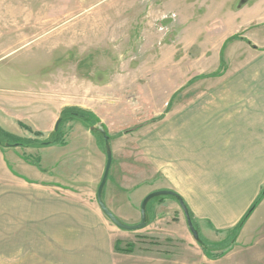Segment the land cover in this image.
Masks as SVG:
<instances>
[{"label":"crops","instance_id":"1","mask_svg":"<svg viewBox=\"0 0 264 264\" xmlns=\"http://www.w3.org/2000/svg\"><path fill=\"white\" fill-rule=\"evenodd\" d=\"M251 1L245 0L235 16L225 17L219 27L210 29L205 45L210 54L220 50L218 62L191 66L190 78L177 85L169 104L161 102L150 118L154 121H146L148 124L131 133L118 131L113 139L108 134L112 160L102 199L121 222L136 224L145 196L167 190L183 200L199 231L226 236L258 197L264 186V0L249 9ZM259 26L263 28L251 31ZM36 86L38 91L29 92L25 98L0 94L3 131L26 138L24 131L28 130L33 136L39 134L38 139L47 140L61 112L77 108L88 114V120L101 123L107 132L97 113L100 90L91 88L85 94L82 90L76 103L67 104L63 85L42 82ZM68 122L87 127L79 120ZM87 128V141L90 138L93 145L90 141L88 147L74 145V160L71 157L68 163L76 168H70L74 172L66 183L53 182L51 169L41 172L18 157L16 147H0L1 193L5 180L12 181L4 178L6 171L13 179L10 189L14 208L29 223L43 225L37 228L45 230L46 237L65 240L64 244L54 245L65 250L69 247L72 254L89 256L95 264H147L149 260L157 264L147 255L115 251V234L96 202L105 151L99 137ZM63 136L62 145L29 150H39L51 161L53 153L65 150L67 140H72ZM5 156L14 157L13 162L29 177L9 172ZM92 157L95 161L88 170L90 161L84 159ZM158 199L152 207L156 221L145 231L155 225L162 231L163 222L171 220L174 222L167 226L170 233L177 224L179 239L191 240L178 203L173 198ZM245 231L240 235L246 234L242 239H247Z\"/></svg>","mask_w":264,"mask_h":264},{"label":"rangeland","instance_id":"2","mask_svg":"<svg viewBox=\"0 0 264 264\" xmlns=\"http://www.w3.org/2000/svg\"><path fill=\"white\" fill-rule=\"evenodd\" d=\"M261 1L252 0L249 9ZM239 3L241 0H0V94L25 98L29 92L38 91L36 85L51 82L63 85V96L67 104H72L82 90L85 94L97 89V113L109 139L116 138L118 131L131 133L154 121L150 118L161 102L169 104L177 85L190 78L191 66L218 62L220 50L210 54L205 45L208 33L225 17L235 16ZM92 121L93 126L99 123ZM67 123L60 125V131L72 140H67L65 150L53 153L51 161L43 152L29 150L40 148L44 140L28 130H23L26 138H22L27 143L15 151L27 163H38L35 166L41 172L51 169L56 183L72 178L74 171L70 168L76 167L68 160H74V145L92 141H87L86 126ZM91 132L99 137L104 149L102 136ZM88 153L91 156L92 152ZM13 161L14 157L5 156L9 172L29 177ZM87 161L90 170L95 157L85 158ZM4 178L13 181L6 171ZM10 183L5 180V189L0 191V264H95L89 256L54 245L66 241L46 237V231L37 228L43 225L29 223L19 214ZM153 200L147 208V225L157 218L152 212ZM263 203L264 197L238 233L232 231L236 226L226 236L199 231L196 226L207 249L192 237L188 241L179 239L177 224L170 233L167 226L172 225L171 220L163 222L162 231L155 225L150 231L134 232L119 230L109 222L115 234L113 245L116 252L134 251L137 256L157 260V264H264ZM243 230L247 239H242L246 234L240 237ZM147 264L154 263L149 260Z\"/></svg>","mask_w":264,"mask_h":264},{"label":"water","instance_id":"3","mask_svg":"<svg viewBox=\"0 0 264 264\" xmlns=\"http://www.w3.org/2000/svg\"><path fill=\"white\" fill-rule=\"evenodd\" d=\"M244 3H245V0H241V4L239 3L237 7L239 8ZM60 121H61L60 118L56 121L55 126H54V131L57 130L58 125L60 124ZM89 130L96 131L97 133H99L102 136L103 142H104L106 161H105L103 174H102L100 183L96 191V202H97V206L99 207L100 211L107 218V220L112 225H114L116 228L122 231L134 232V231L142 230L147 226V221H148L147 205L148 203L151 200L158 198V197H171V198H174L176 202L178 203L183 213L187 228L191 234L192 239L196 243L201 245V240L199 238L198 231L194 228L192 224V221L189 216V212H188V209L185 203L177 194H175L172 191H167V190L155 191L145 196V198L142 200L141 205H140V210H139L140 220L135 225L124 224L109 211V209L105 206L103 199H102V192H103V189L107 181V177H108L110 166H111V160H112L111 149L109 146V137L106 135V132L101 123H98L96 126L89 127ZM6 146L9 147V145H6Z\"/></svg>","mask_w":264,"mask_h":264},{"label":"trees","instance_id":"4","mask_svg":"<svg viewBox=\"0 0 264 264\" xmlns=\"http://www.w3.org/2000/svg\"><path fill=\"white\" fill-rule=\"evenodd\" d=\"M60 120H61V122L58 125L57 130L54 131L52 136L50 137L51 139L50 140L49 139L44 140L43 142H40L39 143L40 148L50 147V146H54V145H62L64 143L63 142L64 136L60 131V125L66 123L68 121L79 120V121H82L83 123H86L87 127L94 125L92 120H88V114H86L84 111L77 109V108H66V109H64L61 112ZM34 135L36 137H39V134L34 133ZM25 143H27L26 140L19 138V137H16V136H13L11 134H8L0 128V146L9 145V147H19L20 145L25 144ZM33 164L38 165V163H36V162H34ZM263 197H264V187L261 190L260 194L258 195L257 199L253 202L251 207L245 213L243 218L239 221V223L236 225V227L232 230L233 233H238V231L243 226L244 222L247 220V218L250 216V214L254 211V209L257 207V205L260 203V201ZM188 212H189V216L191 218V221H192L194 228L197 229L196 225L194 223V220H193V216H192L191 212L189 211V209H188ZM200 240H201L200 246L203 249H207V247L205 246L202 239H200Z\"/></svg>","mask_w":264,"mask_h":264}]
</instances>
